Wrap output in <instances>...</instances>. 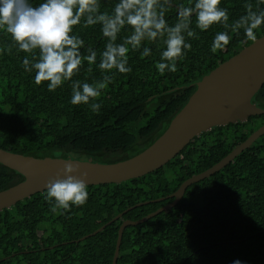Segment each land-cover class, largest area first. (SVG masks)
Masks as SVG:
<instances>
[{
    "label": "trees",
    "instance_id": "16d2710c",
    "mask_svg": "<svg viewBox=\"0 0 264 264\" xmlns=\"http://www.w3.org/2000/svg\"><path fill=\"white\" fill-rule=\"evenodd\" d=\"M247 2L255 7L257 0H222L221 7L229 9V22L244 13ZM111 3L103 0L101 11L110 10ZM168 18L175 21L174 9ZM222 30L216 25L200 33L199 39H191V50L178 62L177 72L163 76L154 67L158 59L154 46L149 58L130 52L132 72L118 74L102 92L99 114L87 105L70 104L71 82L55 92L47 91V82L34 84L21 67L24 53L13 48L11 54L0 55V149L36 159L72 155L77 161L100 164L140 154L168 129L198 82L253 43L241 32L213 54L214 34ZM77 34L85 42V55L88 46L98 52L104 48L99 26H77ZM263 35L264 26L257 30V39ZM10 43L8 34L0 32V46ZM88 67L85 63L73 79L91 83L102 78L95 65L91 72ZM251 102L264 110V84ZM263 125L260 115L215 126L150 174L120 184L88 186L87 203L64 215L50 211L46 191L0 211V264H112L124 221H138L170 204L168 196L184 181L220 162ZM22 181V175L0 164V192ZM145 202L150 203L135 207ZM234 260L264 264V134L220 171L190 185L170 210L126 227L116 264H232Z\"/></svg>",
    "mask_w": 264,
    "mask_h": 264
},
{
    "label": "clouds",
    "instance_id": "9594fccd",
    "mask_svg": "<svg viewBox=\"0 0 264 264\" xmlns=\"http://www.w3.org/2000/svg\"><path fill=\"white\" fill-rule=\"evenodd\" d=\"M103 0H0V32L7 33L11 43L0 46V55L24 53L21 67L31 75L37 86L46 83L47 91L55 92L65 82H71L70 104L87 105L99 114L101 94L118 74L132 72L129 53L139 52L141 58L153 54L156 72H177V64L191 50V39L218 25L222 31L214 34L210 52L225 49L234 35L241 32L246 41L257 42V30L264 26V0L244 5V13L230 20L229 9L222 0H112L110 10L101 11ZM175 21L169 22L170 10ZM77 26H99L105 40L99 52L88 46L77 34ZM198 30V31H197ZM87 63L91 72L95 65L102 78L94 82L74 80ZM64 162L63 178H49L45 201L53 214L64 215L73 207H83L88 201L86 173L78 171L76 158L69 155ZM73 162H76L75 164ZM91 164V163H90ZM232 264H242L234 260Z\"/></svg>",
    "mask_w": 264,
    "mask_h": 264
},
{
    "label": "water",
    "instance_id": "95a60500",
    "mask_svg": "<svg viewBox=\"0 0 264 264\" xmlns=\"http://www.w3.org/2000/svg\"><path fill=\"white\" fill-rule=\"evenodd\" d=\"M257 40L198 82L196 90L184 109L172 120L162 136L146 150L128 160L113 164L94 163L90 160L78 161L83 164H78V171L70 175L79 177L81 173H86L88 186L120 184L137 179L160 169L173 160L191 140L201 133L215 126L245 122L249 117L264 115V110L251 102L253 96L264 84V35ZM263 134L264 125L220 162L184 181L173 194L168 196L172 199L170 204L138 221H124L118 230L112 264L117 262L122 234L126 227L144 223L161 212L170 210L178 204L190 185L220 171ZM61 160L63 159H36L0 149V164L24 177L21 183L0 192V211L46 191V184L50 177L63 178L64 162ZM147 203L150 202L141 203L135 207ZM126 212L116 216L112 222L119 220ZM104 227L79 241L95 235Z\"/></svg>",
    "mask_w": 264,
    "mask_h": 264
}]
</instances>
